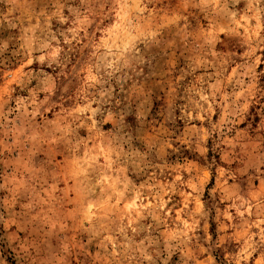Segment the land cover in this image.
<instances>
[{"label": "rangeland", "instance_id": "rangeland-1", "mask_svg": "<svg viewBox=\"0 0 264 264\" xmlns=\"http://www.w3.org/2000/svg\"><path fill=\"white\" fill-rule=\"evenodd\" d=\"M0 264H264V0H0Z\"/></svg>", "mask_w": 264, "mask_h": 264}]
</instances>
